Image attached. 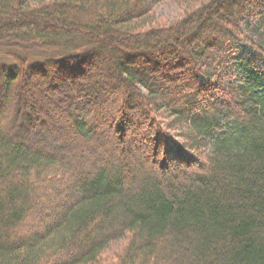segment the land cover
<instances>
[{"label": "trees", "instance_id": "16d2710c", "mask_svg": "<svg viewBox=\"0 0 264 264\" xmlns=\"http://www.w3.org/2000/svg\"><path fill=\"white\" fill-rule=\"evenodd\" d=\"M158 1L0 0V264H264V73L235 80L264 0Z\"/></svg>", "mask_w": 264, "mask_h": 264}, {"label": "rangeland", "instance_id": "374dc122", "mask_svg": "<svg viewBox=\"0 0 264 264\" xmlns=\"http://www.w3.org/2000/svg\"><path fill=\"white\" fill-rule=\"evenodd\" d=\"M179 0H159L151 10L148 18L144 20L145 22L147 21H152L153 18H155L157 21H160L161 23L171 25L173 23H176L178 20L182 18L183 14V7L179 3ZM256 6V5H255ZM264 8V7H263ZM253 7L248 8L247 11H245L244 14V21L245 20H250L251 24L248 25L247 22L242 23V27L245 29V34L242 37H239L238 39V50L236 52V55L238 56V60L236 62H239V64H243L242 70L236 73L235 75V80L236 81H242V82H250V80L256 76L257 74H262L264 73V58L261 60L260 58L256 57L258 55L259 49L264 50V24H262L260 20V16H252V10ZM263 10V9H259ZM140 22V21H139ZM131 25H136L132 24ZM245 70V71H244ZM114 79H110V84L108 87H110V90L113 88L111 87L113 84ZM264 83V81H263ZM110 92V91H109ZM48 91L47 90H40L36 91L33 95L34 98L38 101V112L41 113L42 115L46 116L47 119L51 122V128L52 130L50 131L49 134L53 136V134L56 132H60L61 136L65 135L66 138L70 139L74 136H72V130L70 129L69 123L66 120V117L64 116L65 112L62 109V107L58 104V101L54 99L53 96L50 95L51 98L47 97ZM110 101H107L104 103L105 106H103V113H109L112 112L116 106V102H112V97L110 96ZM107 123V122H105ZM109 133L108 138L112 140L111 142L108 140H103L104 137L100 140V144L105 142L107 144V148L103 146L102 152H108V153H115L117 152L115 149V146L117 149L121 150L120 144L117 142V139L111 128H109ZM59 134V133H58ZM135 133H130V137L134 136ZM172 139H171V144L173 145V150L175 152L176 146L179 145V137L176 134H172ZM107 136V135H106ZM178 139H177V137ZM54 137V136H53ZM79 139V137H78ZM77 139V140H78ZM182 140V139H181ZM80 141V139H79ZM140 141V146L139 150L145 149V151L148 153V148L146 146L147 138L145 140H138ZM102 142V143H101ZM138 143V142H137ZM148 143V142H147ZM102 146V145H101ZM110 148V149H109ZM111 150V151H110ZM101 152V151H100ZM82 155V154H81ZM86 158V155H84ZM84 157L78 158L84 159ZM83 160V161H84ZM151 161L147 162V165L152 167ZM43 182L41 183L40 188L42 187ZM53 194V191L51 192ZM57 198L55 197V200ZM62 199V198H61ZM60 199V200H61ZM48 200H50V196H48L46 199L44 198H38L35 199L36 204H42L46 203ZM59 201V200H58ZM65 201L61 200L58 204V207H62L64 205ZM37 207L35 208V213ZM57 213L56 209L49 210V213H46L45 211L42 212V214L35 215L36 217H33L32 223L29 224L27 227H21L19 232H25L28 233L31 230L34 229H40L39 223L37 224V220L45 218L47 219L51 215L53 216L54 214ZM41 222V221H40ZM18 230L14 229L13 234L16 235L19 233Z\"/></svg>", "mask_w": 264, "mask_h": 264}]
</instances>
